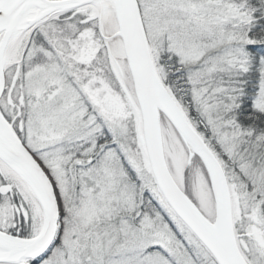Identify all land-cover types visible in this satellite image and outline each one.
<instances>
[{"label": "snow or ice", "instance_id": "obj_1", "mask_svg": "<svg viewBox=\"0 0 264 264\" xmlns=\"http://www.w3.org/2000/svg\"><path fill=\"white\" fill-rule=\"evenodd\" d=\"M0 264H264V0H0Z\"/></svg>", "mask_w": 264, "mask_h": 264}]
</instances>
